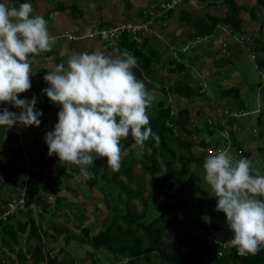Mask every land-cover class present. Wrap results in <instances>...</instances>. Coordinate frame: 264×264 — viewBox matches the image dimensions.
Masks as SVG:
<instances>
[{
    "label": "trees",
    "instance_id": "16d2710c",
    "mask_svg": "<svg viewBox=\"0 0 264 264\" xmlns=\"http://www.w3.org/2000/svg\"><path fill=\"white\" fill-rule=\"evenodd\" d=\"M230 6L222 21L231 31H235L240 26L239 18L236 8ZM215 25L216 21L213 20L194 26L188 33L187 40L195 36L211 34ZM117 37H120L117 46L124 47L122 54L125 63L121 68L113 60L105 58L104 64L111 65L108 71L112 81L121 84L128 97L134 100L127 103L122 99L121 103L124 107L121 105L117 112H108V108L115 104L112 97L106 98L99 107L98 114L92 122L97 124L96 128L100 124H105L108 135L97 142L100 153L91 160L90 164L85 162L88 161L87 156L77 157V153L72 156L65 154L66 159L69 157L72 160L67 168L64 162H59V156L50 173L54 175L53 182H49L45 177L46 172L51 166L52 156L59 148L51 126L46 129L41 147L40 139L34 137L23 153L16 148H10L9 158L2 166L3 182L0 187L9 189L11 186V190L14 189L16 182L11 174L17 175V171L24 170L18 164L24 158L27 159L28 170L27 175L22 177L24 196L21 197V205L17 210V213L23 214L21 218L16 219L15 228H12L9 222L16 213L7 215L5 220H1V212L13 197L20 196V188L16 189V196H0V264H12L11 256L17 260L15 261L17 264H39L43 260L47 264H79L80 262L122 264L123 260H125L124 264H264V245L262 242H256V234L253 233L258 229L261 238L264 239V193L260 194L253 184V182H262L256 173L259 161L251 150H246L236 142V127L229 129L233 134L231 138H226L220 133V137L226 141L223 146L236 151L233 156L236 162L232 167L237 171L229 173L226 179L227 185L217 189L216 197L211 204L213 216L208 221L204 220L205 207L202 202L199 200L195 203L188 202L180 190L188 188L205 193V190L198 186L200 177L196 171L189 170V165L193 163L196 167L209 162L216 169H221V161L215 155L209 154L206 148L222 149L223 146H212L201 138L197 140L193 131L197 132L200 128H197L196 122H193L189 107L179 104L174 111L171 100L167 98V95L173 91L186 101L192 100L199 95L202 78L200 75L196 77L188 75L182 61L170 58L166 61L160 59L159 62L160 57L156 54V49L154 50L151 45L148 46L149 48L145 46L147 42L145 38L142 41L132 39L125 32ZM104 44L106 48H112V45L106 42ZM254 48L257 53L261 51V55L255 54L256 67L264 69V45L259 43V47ZM156 65L160 66L157 68ZM164 66H168L166 73L161 74L159 71ZM172 73H178L179 78L170 84L167 81ZM192 81L196 82L192 83ZM155 89L157 91H154ZM218 90L226 96L227 103L236 100L241 94L237 87H218ZM1 92L0 90V94ZM147 92L150 96L156 92L162 96V99L153 102L145 100L142 95ZM209 98L207 97L206 100L207 105L211 103ZM239 101V108H242V101ZM126 104L131 110L127 109ZM227 109L229 110L228 107ZM65 110V114L69 115L77 113L81 108L71 105ZM216 110L220 115L223 111L226 112L221 105ZM84 114L88 115L87 111ZM207 118L203 120L202 128L211 131L224 130L222 122L218 123L213 116ZM230 122L232 123L231 119ZM90 130H95V126ZM208 133L211 136L212 132ZM9 135L16 136L14 132ZM97 135L103 137L100 133ZM70 141L71 139L64 145L68 147ZM133 145L138 148V154H132ZM194 146L198 149H192ZM146 148L149 149L148 152ZM257 149L262 150V148ZM38 153H41L40 161L36 159ZM247 158L254 162V166L242 163L243 159ZM75 160H83L79 169L74 168L75 164L71 165ZM174 161L178 162L176 167H173ZM134 163L138 164L141 172L139 176L133 173ZM159 163L163 164V170H160ZM68 169L79 172V182L94 188L98 185V179L106 178L105 173L110 170L112 179L120 173L126 175L124 184L117 182L122 193H125L124 198L118 200L123 203L122 205L116 201L111 204L110 195L102 194L106 211L98 222L99 227L95 233L91 232L90 223L88 225L82 223L85 216L80 210L77 214L70 210L68 205L75 202L64 193H58L64 190L73 191L72 185H68L72 175L67 171ZM144 173L148 174L149 189L145 196H141ZM158 173L160 176L157 178L155 175ZM48 195L54 196L53 208L58 209L60 205L62 206L68 217L67 222L70 221V215H77L78 220L81 221L76 227L59 222H50L45 228L41 226L43 212L48 207L46 203ZM160 195L165 196L163 205L156 203ZM132 198H137L140 202V209L136 213L131 210ZM250 201L256 206L254 210L248 206ZM37 207L41 208V212H35L34 208ZM73 228H79V231ZM22 235L24 239L31 240V243L25 250L22 247L13 249L12 244H16ZM56 239L64 244L59 246L58 252L69 253L66 247L70 240L88 246L84 247V255L77 260L71 255L61 260L56 256L47 259L46 248ZM229 241H235L234 245L225 248L221 246L222 243ZM241 241L249 243L242 248L239 247ZM241 248L242 251L239 252ZM4 249L12 251L13 254L6 255ZM97 250H100L101 256L95 254ZM102 256L104 261L100 259ZM152 257L157 258L158 261L152 263ZM6 259L8 263H5Z\"/></svg>",
    "mask_w": 264,
    "mask_h": 264
},
{
    "label": "crops",
    "instance_id": "0c3cea01",
    "mask_svg": "<svg viewBox=\"0 0 264 264\" xmlns=\"http://www.w3.org/2000/svg\"><path fill=\"white\" fill-rule=\"evenodd\" d=\"M159 1L162 0H0V54L9 51V73L11 78L20 84L12 103L14 119L8 121L0 112V182H3L2 166L9 158L10 148H16L23 153L34 137L40 139L41 147L46 129L50 126L59 143L50 164H55L59 156L67 154L63 138L71 136L69 123H79V127L83 122H91L102 105V96L93 92L100 79H108L109 88L118 89L123 97H128L122 85L112 81L108 71L111 65L104 64L106 58L123 67L124 47L117 46L120 37L115 39L112 48H106L102 39L97 36L89 37L88 33L95 27L143 22L146 18L142 12L144 8ZM263 4L264 0H181L174 10L160 18L163 21L158 23L155 20L151 25L156 26L155 30L141 35L140 41L147 39V47L152 46L153 42L150 43V40L154 41L161 51L164 49V52H169L173 45L187 38L194 26L215 20V28L208 41L203 43L204 48L197 47L192 55L193 63L202 75V86L207 91L206 81L210 80L217 89L237 87L239 92L243 93L242 98H246L249 91L253 92L256 103L251 111L258 113L257 130L264 143V110H261L264 107V79L254 86L249 85L248 89V70L236 67L238 58H242L246 53L243 48L237 52L236 45L230 47L229 39L226 38L228 35L243 34L254 40L257 47L259 43L264 45ZM230 5L236 8L239 18L240 26L235 31H231L222 21ZM255 8L259 13L254 14ZM166 37L170 39L166 40ZM221 42L226 44L229 51L227 56L220 51ZM19 49L21 50L18 52ZM259 54L261 55V51ZM220 58H224L221 63ZM185 62L182 59V63ZM158 66L160 65L155 67ZM167 67H161L159 72L165 74ZM255 68L259 73L260 69ZM170 76L167 81L170 84L179 78L178 73H172ZM144 95L147 98L148 92ZM167 97H176L177 105H187L193 122L198 120V112L204 114L203 120L207 116L215 118L220 115L218 110L211 109L201 97L186 101L173 91ZM69 102L72 106H79L81 110L75 114H65V108L71 106ZM85 111L88 115L84 114ZM13 132L15 137L9 135ZM93 141L94 139H91L92 144ZM257 148H262L261 152L264 153V146ZM251 151L254 155V150ZM36 159L41 160V153L36 154ZM79 161L81 163L83 160ZM18 164L25 169L22 161ZM17 175H20L19 171ZM2 189L0 187V191ZM58 193H64L67 197L72 194L66 190ZM58 212H62L60 208Z\"/></svg>",
    "mask_w": 264,
    "mask_h": 264
},
{
    "label": "rangeland",
    "instance_id": "374dc122",
    "mask_svg": "<svg viewBox=\"0 0 264 264\" xmlns=\"http://www.w3.org/2000/svg\"><path fill=\"white\" fill-rule=\"evenodd\" d=\"M152 5V4H151ZM149 5V6H151ZM261 10V9H260ZM259 13L257 11V8H255L254 10V14ZM167 14V13H166ZM262 14V12H260V15ZM262 16V15H261ZM256 18H261V17H256ZM146 19V18H144ZM158 23H160L161 21H163L162 19H156ZM130 21V20H128ZM126 23V22H125ZM222 26H226V25H222ZM153 30H155L156 26H153ZM150 28V29H149ZM152 27L149 26L148 27V31L149 32H153ZM238 37V34H234L232 36L228 35L226 38H228L229 42H230V47L233 45H236L235 50H237V52H240L241 49V45L238 44L236 42ZM139 39V38H138ZM137 39V40H138ZM166 40H169L170 37H166ZM185 40H187V38H184ZM175 41H177V39H175ZM235 41V43H234ZM150 43H152L153 49L156 51V54L160 57L159 58V62L160 59L161 61L165 58H167L168 56V52H164L160 50V48L157 46V44L154 41H149ZM234 44H233V43ZM179 43V42H177ZM199 48H204V44L200 45ZM234 50V51H235ZM190 53H188L186 56H188V59L191 61H194V57L191 55L189 56ZM197 55V53H195ZM243 55V54H242ZM223 56V55H222ZM180 59H184L185 61H187V57H182ZM239 60L236 61V67L238 69H240V67H244V69H240V70H248V78L246 79V81L248 82V89H250L249 85L254 86L255 83L262 81L264 79V69L261 68L260 69V74L258 73V69H256V63L253 62L252 60H250L246 54H244V56L242 58H238ZM224 58H220L219 59V63L223 62ZM101 77V76H100ZM107 80H103L99 82V87H95L93 88V92H97L99 93L102 97H101V103H104L106 98L109 97H119L123 98L127 103L132 102L134 99L130 98V97H123V94L120 92V90L115 89V88H109L110 84L107 83ZM216 80V79H215ZM196 81H192V83H195ZM156 85V84H155ZM206 89L208 94L210 95L211 98H209V102L210 103V108L211 109H216L219 107V105H225V103H227L226 100V96L222 93L219 92V90L216 88V86L214 85L213 82H211L210 80L206 81ZM154 91H157L156 89ZM241 92H239L240 94ZM73 94L75 95V93L73 92ZM243 94V93H242ZM242 94L239 95V98H236V100L231 101L230 106L233 109H238L239 108V100L242 101V104L244 105L245 109L247 110H252L255 107V97H254V93L249 91L248 95L246 98H242ZM77 95H79V93L77 92ZM142 97L144 98L145 95H142ZM146 98V97H145ZM157 99H162V96L156 92H153V95L150 96L148 95V97L145 100H151V102L156 101ZM263 99V98H262ZM259 100L261 101V97H259ZM179 102V101H178ZM264 102V101H263ZM180 103V102H179ZM122 103L118 102L113 105L117 106V109H119L121 107ZM174 106H177V102H175ZM113 107H109L108 108V112L112 111ZM124 107V106H123ZM126 107L128 110H131V108L129 107L128 104H126ZM261 110H264V107L261 108ZM117 112V110L115 111ZM198 120L196 121V126L197 128H200L199 131L195 132L193 131L195 134V138L198 140L199 138L203 139L204 141L208 142L210 145H217V146H223V144L226 143V141L221 138L220 135V131H217V129L212 130V134L211 136H209L208 133L204 132L202 129V122H203V117L204 114L198 112ZM258 114V113H257ZM252 112H249L248 114H244V115H226L225 113L222 115H217L215 116L216 121L218 123H224V125L228 128L230 127L231 129V125L232 123H235V125H237V134L235 136L236 142L241 145L243 148H245L246 150H254V155L256 157V160H258V164H260L259 166L256 167V173L259 177V179L262 182H253L254 185H256L257 190L259 191L260 194L264 193V153L259 151L257 149L258 146H264V143L262 142V140L259 138L258 133L253 134L252 133V129H259V126L257 124L256 121V115ZM232 117V118H231ZM230 119L232 120V123L230 121ZM71 124V125H70ZM79 123H69V130H71V132L69 133L71 136H69L68 138H63V141L65 140V142L69 141L71 139V141L69 142V145L67 147L66 150L67 154L69 156H72L73 154L77 153V157L79 156H87L88 157V164H90L91 160L96 157L98 155V153H100V148L99 145L97 146V142L102 141L104 139V137L107 135V131H106V125L105 124H100L98 125V129L96 128V125L94 124V121L92 122H83L81 123V125L78 127ZM75 126V128L73 127ZM95 126V130L91 131L90 128ZM73 127V128H72ZM224 127V126H223ZM72 128V129H71ZM84 129V131H83ZM98 133H100L103 137H98ZM46 135V134H45ZM55 135V133H54ZM56 136V135H55ZM58 139V137H57ZM67 139V140H66ZM91 139H94L93 144L91 143ZM96 140V141H95ZM195 140V139H194ZM75 142V144H73ZM75 145V146H74ZM132 149V154H138L139 150L136 146L133 145ZM192 149H196V146H194ZM198 149V148H197ZM196 149V150H197ZM229 149V148H228ZM149 149L146 148V152H148ZM235 150L233 148H230L227 151V154L232 157L235 154ZM136 156V155H134ZM78 159V158H77ZM72 160L71 159H66V157L64 155H61L59 158V162L65 164V166L68 168V166L70 165V162ZM66 162V163H65ZM78 162L77 160L73 161L71 163V165H76ZM118 163V162H117ZM243 164H252V166H254V162L249 158L247 159H243L242 161ZM53 163L51 164L52 167ZM178 165L177 161L173 162V167H176ZM79 166H81V163L79 161ZM159 167L160 170H163V164L159 163ZM113 170V168H112ZM132 170L133 173L137 176L141 175V172L139 170L138 164L134 163L132 165ZM189 170H194L196 171V174H198V176L200 177L198 186L201 187L202 189H204L205 193H202L199 190H190L188 188H181L180 192L184 195V197L186 198V200L188 202L191 203H195L198 200L202 202V204L205 207V213L203 214V219L204 220H210V217H212L213 215V210H212V202L214 201L215 197H216V191L219 187H223L225 185H227L228 182H226L227 176L229 175V173H232V171H237L236 168H228L227 166L221 164V169H216L214 166H212L211 163H206L203 164L201 166H194L193 163H191L189 165ZM67 171H70L72 173L70 180L68 181V185H73L72 189H73V193L72 194H68L69 197H71V200H75L77 201L78 204L76 203H71L69 204V208L73 213H78V211H82L87 217L88 219L85 221H83V223L85 222V224H89V226H91L92 230H97L98 226V222L100 221V219L104 216L105 214V208H104V204L102 201V194H109L110 198H111V204L116 201L117 203H119V205H122L123 203L118 202V200H120V198H124V194L121 191V188L119 187L117 182H121V183H125L126 182V175L120 173L119 176H117L116 178L112 179V172L111 170L107 173H105L106 178H100L98 179V185L94 188V187H88V185H86L84 182H79L78 181V174L79 172H72L70 169H68ZM20 175H16L15 173H12L11 175L15 177V181L16 184L14 186V189L11 190V186H9V189L3 188L2 191H0V196H6V195H14L17 191L16 189H19L22 185V180L23 178L27 175V173L25 172V169L22 171H19ZM25 173V174H24ZM51 173V168L49 166L48 171L46 172V176L49 182H53V176L50 174ZM160 173L156 174L155 177H159ZM23 177V178H22ZM143 177V189L141 191V196H145L148 192L149 189V185L147 184V180H148V174L144 173L142 174ZM241 178H243L242 176H240ZM77 181V182H75ZM101 181V182H100ZM116 182V183H115ZM1 183V182H0ZM76 185V186H75ZM71 187V186H70ZM75 189H74V188ZM49 191H51V189H49ZM109 197V196H108ZM70 199V198H69ZM246 203V201H244ZM156 203L163 205L165 203V196L164 195H160L157 197L156 199ZM130 204H131V210L133 212H138L140 209V202L137 198H132L130 200ZM61 206V205H60ZM249 208H251L252 210H254V207L252 204V201L249 202L248 204ZM62 207V206H61ZM62 212L56 216H52V218L48 217V213H44V218L40 221L41 222V226L43 227H47L49 225V222H61L62 224L65 225V223L67 222L68 217L66 216V213L60 209ZM52 213H56L57 212L55 210L52 211ZM59 213V212H58ZM23 213H18L16 214V216L10 220V226L12 228H15L16 224L15 221L18 218H21ZM2 217L1 220H5L4 216L5 214L1 213ZM34 215V213H33ZM79 222V220L76 218L75 220H71V224L73 225H77ZM69 226V225H68ZM76 227V226H73ZM78 229V228H76ZM0 230H1V225H0ZM197 234V233H195ZM5 236V234H4ZM7 236V235H6ZM20 239H18L17 243H13V249H16L17 247H22L23 250H25L29 244L31 243V240H27L24 239V235H22L21 237H19ZM59 243H62L59 242ZM52 244V243H51ZM69 246H67L66 248H68V252L66 253L65 251H61L59 258L60 259H65L70 253L76 255V258L82 257L85 253L84 251V246L85 244L82 242H78L76 240H70L69 241ZM86 247V246H85ZM48 251V254H52V252H54L55 250H49L48 248L46 249ZM4 251L6 252V255H12L13 252L10 250H6L4 249ZM100 250L95 251L96 255L101 256ZM1 255V253H0ZM13 258V263L12 264H17L14 259L13 256H11ZM5 259V258H4ZM101 261H104L103 256L100 258ZM158 261L157 258L152 257L151 258V262L154 263ZM125 260H123L122 264H124ZM206 262L209 263V260L206 259ZM5 263H8L7 259L5 260ZM85 264V262H80V264ZM18 264H22V263H18ZM140 264V263H139Z\"/></svg>",
    "mask_w": 264,
    "mask_h": 264
},
{
    "label": "clouds",
    "instance_id": "9594fccd",
    "mask_svg": "<svg viewBox=\"0 0 264 264\" xmlns=\"http://www.w3.org/2000/svg\"><path fill=\"white\" fill-rule=\"evenodd\" d=\"M163 1V0H162ZM195 1H197V0H195ZM160 2V1H159ZM158 3V2H157ZM157 3H154L153 5H151V6H148V7H146V8H152V7H154L155 6V4H157ZM146 8H144V10L146 9ZM144 10L142 11L143 13H144ZM174 10V9H173ZM170 11H172V10H170ZM169 11H167V12H165L161 17H154L149 23H148V26H151L152 24H153V22L156 20V19H160V18H162V17H165L166 16V13H168ZM145 14V13H144ZM146 15V14H145ZM146 17V19L145 20H148V16L146 15L145 16ZM144 20V21H145ZM152 27V30H153V26H151ZM150 29V28H149ZM147 32H148V30H147ZM146 32V33H147ZM145 35V34H144ZM209 37H210V34H208V35H201V36H195V37H193V38H191V39H189V40H182L180 43H176L175 45H173V47H172V49L168 52V56H167V58H165V59H163V61H166L167 59H170V58H172V59H176V61H182V59H180V58H182V57H187V61L184 63V65L186 66V68H187V71H188V75H190V76H192V77H196V76H201V78H202V75H201V73L199 72V70L195 67V65H194V63H193V61H191V60H189L188 59V56H186L188 53H190L189 54V56H191L193 53H194V51L196 50V48L197 47H199L201 44H203V43H206L207 41H208V39H209ZM141 38V37H140ZM140 38L138 39V40H140ZM194 40H195V42H194ZM102 42H104V41H102ZM194 42V45H191L192 43ZM236 42L238 43V44H240L241 45V48H243L244 49V52L246 53V56L250 59V60H252L253 62H255V54H257L258 56L260 55L259 54V52L257 53L256 52V50H255V46H256V44H255V42H254V40H251L250 38H248V37H246L245 35H243V34H241L240 36H238L237 37V40H236ZM247 42H251V48H252V51H253V55H252V57L250 56V53H249V51H248V46H247ZM115 44H113L112 46H114ZM220 51L222 52V54L223 55H228L229 54V51H228V49H226V44H225V42H221V46H220ZM3 53H5L6 55H5V57L9 54V51H5V52H3ZM2 54V53H1ZM5 63H6V65H7V69H8V72H7V77H8V79L12 82V83H16L17 84V87H16V89H15V91H14V93H13V97H12V101H11V112H12V103H13V99H14V96H15V94H16V91H17V89L19 88V86H20V84L18 83V82H16V81H14L13 80V78H11V75H10V73H9V67H8V63H7V60H5ZM0 85H1V82H0ZM200 85H202V83H201V81H200ZM3 90V87H2V85H1V91ZM2 92H1V95H0V103H2ZM196 97H201L202 98V100L204 101V102H206V100H207V97L209 98V94H208V92L204 89V87L202 86L200 89H199V95H197ZM195 97V98H196ZM168 98V100H171V103L173 104V106H174V102H177V99H176V97H175V99H173V98H171V97H167ZM123 98H120V99H114L115 101H116V103H117V101L118 102H122L121 100H122ZM125 101V100H124ZM228 103H230V102H228ZM178 106V105H177ZM177 106H174V111H175V107H177ZM222 106V105H221ZM225 110H226V112L225 111H223L222 112V114H224V113H227L228 115H237V116H240V115H244V114H248L249 112H252L251 110H247V109H245V107H242V108H238V109H233V108H231L230 107V105H226L225 104V106H222ZM227 107L229 108V110L227 109ZM115 109L117 110V106H115L113 109H112V111L114 110L115 111ZM1 113H3V112H1ZM4 114V113H3ZM221 114V115H222ZM5 115V114H4ZM5 117V116H4ZM211 117V116H210ZM206 119H208L207 117H206ZM216 119V118H215ZM194 120V119H193ZM223 124V126H224V130H222V131H220V133H223V135H225L226 136V138H231V137H233V134H231L230 132H229V129H230V127H226L225 125H224V123H222ZM231 127H236V125H235V123H232V125H231ZM237 128V127H236ZM235 128V129H236ZM203 129V131L204 132H206V133H208V132H212L210 129H208V128H202ZM237 130V129H236ZM252 133L253 134H256V133H258V130L257 129H252ZM209 134V133H208ZM220 136V135H219ZM97 146H98V144H97ZM221 150H223L224 151V153H225V155L228 157V160L227 161H225V160H220L219 158V160L221 161V164H226L228 167H230V168H233L232 166L235 164V162H236V160L233 158V156L232 157H230L228 154H227V151L229 150L228 149V146H223L222 147V149ZM68 159H69V157H67ZM24 160H25V158H24ZM24 160H22V162L24 163L23 164V166L25 167V169H26V171L25 172H27V169H28V167H27V159H26V161L24 162ZM235 161V162H234ZM77 164L74 166V168H77V169H79L81 166H79V160H77ZM54 165L55 164H53L52 165V167L50 166V168L52 169L53 167H54ZM77 173V172H76ZM77 178H78V181H80L79 180V174H78V176H77ZM75 182H77V181H75ZM73 186V185H72ZM76 186V185H75ZM19 191H20V193H19V197L17 198V197H13V201H17V200H20V201H22V198L21 197H23L24 196V190H23V185H21V187H20V189H19ZM72 193H73V191H71ZM13 196H16L15 194L13 195ZM68 198H70V197H68ZM70 200H71V198H70ZM11 201H12V199H11ZM53 201H54V196H50V195H48V197H47V201H46V203L48 204V207H47V209H46V211H44L43 212V215H42V217L44 218V213L46 214V213H48V216H47V218L48 217H50V218H52V216H56V215H58V214H60V213H52V211L53 210H55L56 212H57V210L58 209H55V208H53ZM72 202H75V203H77V201H75V200H71ZM10 202V201H9ZM19 205H21L19 202H18V204L15 206V208L11 211V212H9V213H7L5 216H7V215H11V214H18L17 213V210H18V206ZM30 206H32V205H30ZM59 208L60 209H63L62 207H60L59 206ZM7 209V204H6V207H4V210H3V212H1V213H4V211ZM41 208L40 207H37V208H34V210H36L35 212H38V211H40L41 212V210H40ZM82 212V211H81ZM83 213V212H82ZM84 214V213H83ZM84 216H85V221L88 219V217L84 214ZM69 218H70V221H68V222H66L65 224H66V226L67 225H69V226H72L73 224H71V220H75L76 218H77V215H70L69 216ZM78 219V218H77ZM79 221H81V220H79ZM51 222V221H50ZM50 222H49V224H50ZM54 222H57V221H54ZM59 223H61V222H59ZM83 223V222H82ZM62 224V223H61ZM73 226H76V225H73ZM43 227V226H42ZM43 228H45V227H43ZM74 229V228H73ZM98 229V228H97ZM74 230H76L77 232L79 231V228L78 229H74ZM258 229H255L254 231H253V233L254 234H258L259 233V235H260V238H261V233L259 232V230H258V233L256 232ZM91 232L92 233H95L96 232V230H91ZM256 237V236H255ZM60 241L59 240H57L56 239V241L55 242H52V244L50 245V246H48L47 248L49 249V250H55L54 252H52V254H48V251L46 250V252H47V256H46V258L48 259V258H54L55 256H56V258L57 259H59V260H61L60 258H59V255H60V253L61 252H58V248H59V246H62V245H64V244H62V243H59ZM263 243V242H262ZM66 245V244H65ZM264 245V244H263ZM67 246H69V244H67ZM85 246H88V245H86L85 244ZM84 246V247H85ZM46 248V249H47ZM68 249V248H67ZM68 251V250H67ZM69 255H71V256H73L74 258H76V255H74V254H72V253H70ZM67 258V257H66ZM65 258V259H66ZM39 264H47V262L45 261V260H43V261H41ZM51 264H56V263H51Z\"/></svg>",
    "mask_w": 264,
    "mask_h": 264
},
{
    "label": "built area",
    "instance_id": "2783aa9c",
    "mask_svg": "<svg viewBox=\"0 0 264 264\" xmlns=\"http://www.w3.org/2000/svg\"><path fill=\"white\" fill-rule=\"evenodd\" d=\"M181 0H163L155 4L152 8H146L144 10V13L148 16V20H145L140 23H119L110 27H95L91 32L88 33L89 37L97 36L102 41L106 42L107 44L113 45L115 44V39L119 34L122 33H128L132 39H138L141 35L146 34L148 30V23L154 18V17H161L165 12L175 9L179 4ZM195 42V40H194ZM194 42L191 45H194ZM248 51L250 53V56L252 57V48H251V42H247ZM5 53L0 54V82L3 87L2 90V103H0V112H3L5 114V118L8 121H11L14 119V115L11 112V101L13 97V93L17 87L16 83H12L8 77H7V65L5 63ZM206 151L209 154L215 155L220 160H228V157L225 155L224 151L219 148H206ZM235 162V161H234ZM18 202L21 204L20 200L17 201H10L7 203V209L4 211L3 214H7L11 212L15 206L18 204ZM4 215V216H5ZM258 233V230L256 231ZM256 242H263L264 239L260 238L259 233L255 237ZM235 241H229L224 242L221 244L223 248L233 246ZM248 241H241L239 244V247H244L248 245ZM242 248L239 252L242 251ZM220 252H218L219 254Z\"/></svg>",
    "mask_w": 264,
    "mask_h": 264
},
{
    "label": "bare ground",
    "instance_id": "6f19581e",
    "mask_svg": "<svg viewBox=\"0 0 264 264\" xmlns=\"http://www.w3.org/2000/svg\"><path fill=\"white\" fill-rule=\"evenodd\" d=\"M5 59L7 60V56L5 57Z\"/></svg>",
    "mask_w": 264,
    "mask_h": 264
}]
</instances>
